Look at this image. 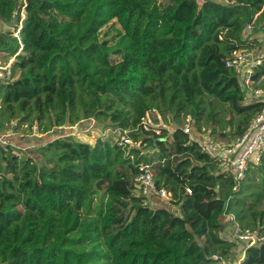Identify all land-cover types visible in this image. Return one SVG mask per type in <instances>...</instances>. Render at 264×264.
Segmentation results:
<instances>
[{
    "label": "trees",
    "instance_id": "1",
    "mask_svg": "<svg viewBox=\"0 0 264 264\" xmlns=\"http://www.w3.org/2000/svg\"><path fill=\"white\" fill-rule=\"evenodd\" d=\"M21 12L17 55V26L0 30V50L16 46L0 134L93 119L132 144L56 137L28 156L0 144V264H219L236 248L227 216L264 232V153L238 180L199 146L234 142L264 107L224 63L248 25L264 26V0H0V23ZM111 22L112 44L99 38ZM252 80L264 86V62ZM152 111L173 127L144 129ZM188 116L204 138L184 133ZM140 164L170 201L137 193ZM240 264H264V243Z\"/></svg>",
    "mask_w": 264,
    "mask_h": 264
},
{
    "label": "built area",
    "instance_id": "2",
    "mask_svg": "<svg viewBox=\"0 0 264 264\" xmlns=\"http://www.w3.org/2000/svg\"><path fill=\"white\" fill-rule=\"evenodd\" d=\"M252 30V25L246 27V36L242 40H249V42L240 47L236 46L231 49L224 63L226 68L233 69L235 74L239 77L241 84L247 90L246 97L251 101L264 103V86L255 87L258 85V82L255 83L252 80L255 68L264 62V26L260 27L259 31L254 35L251 33ZM19 31L20 28L15 38L18 39L17 43L20 52L22 43L19 37ZM17 54L18 53H16V55ZM16 55L8 59L4 64H0V83L12 80L11 65ZM141 123L143 128L147 129V123L144 118ZM189 123L190 117L188 116L185 120L183 131L185 134H189L192 137ZM119 144H132V142L129 138L122 137ZM199 146L202 152L206 153L211 158H215L224 171L233 172L236 179H241L250 164L259 163L264 153V107L251 120L247 130L242 136L236 138L234 142H218L206 138L199 141ZM137 169L138 172L134 178L137 193L148 198L158 199L161 202H164L163 200L167 202L170 201V193L164 189L156 188L150 165L140 164ZM186 191L187 193H191L189 189H186ZM227 218L230 222V236L228 240L234 242L237 246L241 245L242 252L234 263L240 264L246 249L264 243V232L258 233L249 229H243L237 223L232 222L231 217L227 216ZM223 236L222 233H219L220 238H223ZM214 259L218 260L221 264H229V262H231L230 257L224 259L215 255Z\"/></svg>",
    "mask_w": 264,
    "mask_h": 264
},
{
    "label": "rangeland",
    "instance_id": "3",
    "mask_svg": "<svg viewBox=\"0 0 264 264\" xmlns=\"http://www.w3.org/2000/svg\"><path fill=\"white\" fill-rule=\"evenodd\" d=\"M214 1L222 3V4H228L229 0H214ZM22 12L24 13L23 10H22ZM22 12H21V14H22ZM21 14H20V20L22 19ZM4 28L5 27H3V25L0 23V30L3 31ZM19 28H21V27L18 24V28L14 31V37L17 36V31ZM118 29H119V26L117 24L111 22L107 26H105L104 28H102L100 30L99 38L100 39L108 38L110 40V43L112 44L114 39H115L113 37L117 33ZM245 36H246V32L244 31L241 39H244ZM5 38L8 40L6 41L3 48L1 49V50H3V53H0V58H3L4 60L6 57H8L5 55H10L12 52H14V50L16 48L14 42L12 41V39L10 37H5ZM17 53H19V49H18ZM213 104H214L215 108H217L219 106L216 102H214ZM219 115H220V113H219ZM152 116L154 118L158 119L157 123L151 121ZM229 118H230V116L227 115V119H229ZM145 122L147 123V129L149 127L157 128V126H163L167 130H170V128L173 127V124L170 127L171 122H169V124H164L161 121L160 117L157 115V113L154 111H152L147 116V118H145ZM11 126L13 127L14 124ZM12 127L10 128V130L8 132H6V134H0V144H2V145L9 144L13 148H16L14 150V154L18 155V156H28L33 151L35 152L36 147H38L39 145H44L48 141H50L56 137L62 138V137L70 136L75 141L86 142L89 144H93L98 138L102 139V140H109L112 142H120V139L122 137L123 138H129L128 136L122 134L118 129L114 130L111 127H109L108 124L99 123V122L94 121L93 119H87V120L84 119V120L78 122L74 126H69L68 124H65L62 127L55 129L54 132H50V133H46V134H38L37 131L35 130L36 127H33L34 128L33 129V128H26V126H23L22 128H20L17 131H14L12 129ZM228 131H229V128L226 129V132H228ZM192 136H193V138L197 139L202 135L198 134L197 136H195V134H193ZM204 136H202V137L204 138ZM201 140H204V139H201ZM212 140L222 142V141H219V139H217V140L212 139ZM142 151L144 153L146 152L145 149H142ZM38 161H39V164H41L43 160L41 158H38ZM152 173H154L153 169H152ZM163 201L167 202L166 200H163ZM98 202H99L98 198H95L93 201V204L96 205V204H98ZM153 202H157V204H153V205L161 204V201L158 199H155V200L153 199ZM149 203L151 204L150 201H149ZM169 207H171V206H169ZM229 232H230V228H229ZM241 252H242L241 245L240 246L236 245V248H234V250L232 251V254H231L232 256H229V257L235 261L236 258H238L240 256Z\"/></svg>",
    "mask_w": 264,
    "mask_h": 264
},
{
    "label": "water",
    "instance_id": "4",
    "mask_svg": "<svg viewBox=\"0 0 264 264\" xmlns=\"http://www.w3.org/2000/svg\"><path fill=\"white\" fill-rule=\"evenodd\" d=\"M24 19H25V17H23V19L18 21L17 13H14L13 18H12L11 21H7V20H4V19H1V24L3 25V27H5L4 29H13L15 26L18 27V24L21 27L22 26V24H21L22 20H24ZM0 37H3V35L0 34ZM0 52H1V50H0Z\"/></svg>",
    "mask_w": 264,
    "mask_h": 264
},
{
    "label": "crops",
    "instance_id": "5",
    "mask_svg": "<svg viewBox=\"0 0 264 264\" xmlns=\"http://www.w3.org/2000/svg\"><path fill=\"white\" fill-rule=\"evenodd\" d=\"M23 19V18H22ZM13 57V56H12ZM12 57H10V58H12ZM7 58V57H6ZM5 58V59H6ZM9 58V59H10ZM15 58V57H14ZM8 61V60H7ZM6 61V62H7ZM5 63V61H4V59L3 58H0V64H4ZM150 200V202H151V204L153 205V204H157V202H153V198H150L149 199ZM152 200V201H151ZM155 200V199H154ZM162 203V202H161ZM229 228H230V226H229ZM235 263V261L233 260V259H231V262H229V264H234ZM219 264H221V263H219ZM225 264V263H224Z\"/></svg>",
    "mask_w": 264,
    "mask_h": 264
}]
</instances>
